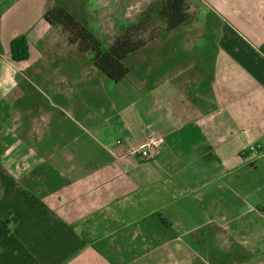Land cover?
Wrapping results in <instances>:
<instances>
[{
  "label": "crops",
  "instance_id": "obj_1",
  "mask_svg": "<svg viewBox=\"0 0 264 264\" xmlns=\"http://www.w3.org/2000/svg\"><path fill=\"white\" fill-rule=\"evenodd\" d=\"M195 1L126 57L131 110L43 16L98 34L124 0H0V264H264V0Z\"/></svg>",
  "mask_w": 264,
  "mask_h": 264
},
{
  "label": "trees",
  "instance_id": "obj_2",
  "mask_svg": "<svg viewBox=\"0 0 264 264\" xmlns=\"http://www.w3.org/2000/svg\"><path fill=\"white\" fill-rule=\"evenodd\" d=\"M43 16L48 24L59 28L69 42L76 44L80 52L88 53L94 66L111 82L117 83L129 71L125 63L129 54L184 24L191 13L186 0H156L135 19L120 22L114 39L109 43L62 5L47 8ZM10 51L14 60L25 59L28 56L26 38L20 36L11 40Z\"/></svg>",
  "mask_w": 264,
  "mask_h": 264
},
{
  "label": "rangeland",
  "instance_id": "obj_3",
  "mask_svg": "<svg viewBox=\"0 0 264 264\" xmlns=\"http://www.w3.org/2000/svg\"><path fill=\"white\" fill-rule=\"evenodd\" d=\"M124 1H125L124 13H123L124 16L112 15V13L114 11H111L110 9L107 10L104 7L99 8L96 11V13L99 14V16L96 18L98 20L97 25L98 24H100V25L98 26V29H97V25H96L95 29L100 31L97 35L101 36L106 43H109L114 39L116 32L118 31V26H119L120 22H122L124 20L135 19L136 17H138L141 14V12L147 7V5H149L151 2H154L156 0H124ZM186 1L189 4V11L191 10L192 13L195 14L196 13V1L195 0H186ZM195 15H193L192 19L189 21V24H195L196 23L194 20L195 18L200 19L203 17L204 18L207 17L209 15V11L206 8L198 9V11ZM168 32L169 31H166L165 33L161 34L160 37H162V36L164 37L166 35V33H168ZM175 34H177V33H174V35ZM192 35H194V36H192V39L196 40V36H195L196 34H192ZM175 38H177V37H175ZM131 55H132V53L129 54L128 57H130ZM128 83H129V81L127 82L126 80L122 81L118 85H113L115 83L111 82L110 88H109V95H108L109 101L113 100V98L116 97V100H117L116 103L118 104V106L121 104L122 105H128L129 108H131L133 106H136V107L146 106V104L148 102L147 97L141 98V99L129 98L131 96L127 92ZM114 86H116V87H114ZM109 103H111V102H109ZM99 105H100L99 99H92L91 100V98H90L88 100V102L85 103L84 107H89L90 109H92L93 110L92 111L93 117L96 118L98 116L102 117L100 113L94 112L95 108H97ZM131 110H132V108H131ZM72 115L74 117H76V119L78 121H82L80 113H75ZM110 115H111V111L108 113V116H110ZM65 120H72L73 121V118L72 117L66 118ZM112 120H115V118H112Z\"/></svg>",
  "mask_w": 264,
  "mask_h": 264
},
{
  "label": "built area",
  "instance_id": "obj_4",
  "mask_svg": "<svg viewBox=\"0 0 264 264\" xmlns=\"http://www.w3.org/2000/svg\"><path fill=\"white\" fill-rule=\"evenodd\" d=\"M157 150V138L154 135H149L138 145L131 149V153L140 156L141 158H152Z\"/></svg>",
  "mask_w": 264,
  "mask_h": 264
}]
</instances>
